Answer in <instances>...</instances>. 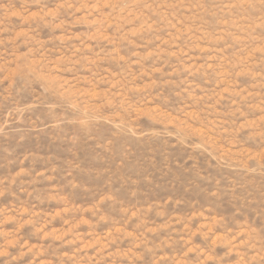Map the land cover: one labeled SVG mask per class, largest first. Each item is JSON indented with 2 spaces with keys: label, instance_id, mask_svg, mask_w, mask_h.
I'll use <instances>...</instances> for the list:
<instances>
[{
  "label": "rangeland",
  "instance_id": "rangeland-1",
  "mask_svg": "<svg viewBox=\"0 0 264 264\" xmlns=\"http://www.w3.org/2000/svg\"><path fill=\"white\" fill-rule=\"evenodd\" d=\"M0 264H264V0H0Z\"/></svg>",
  "mask_w": 264,
  "mask_h": 264
}]
</instances>
